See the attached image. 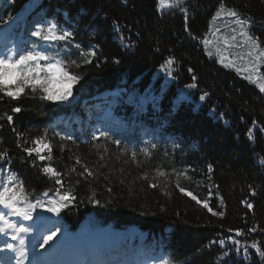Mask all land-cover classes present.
Instances as JSON below:
<instances>
[{
    "label": "trees",
    "instance_id": "16d2710c",
    "mask_svg": "<svg viewBox=\"0 0 264 264\" xmlns=\"http://www.w3.org/2000/svg\"><path fill=\"white\" fill-rule=\"evenodd\" d=\"M221 3L249 20L264 50V0H180L164 10L158 0H0L2 35L14 22L15 40L37 46L32 15L70 33L47 50L80 77L73 103L41 99L39 84L17 100L0 93V184L17 206L39 201L41 212L56 201L66 207L50 213L72 231L87 224L151 236L166 251L158 264H264L251 247L264 251V92L255 85L264 84V57L230 46L242 38L230 39L233 18L214 19ZM59 117L57 129L46 127ZM37 139L51 153L29 155Z\"/></svg>",
    "mask_w": 264,
    "mask_h": 264
},
{
    "label": "snow or ice",
    "instance_id": "6c2138e0",
    "mask_svg": "<svg viewBox=\"0 0 264 264\" xmlns=\"http://www.w3.org/2000/svg\"><path fill=\"white\" fill-rule=\"evenodd\" d=\"M180 3V0H158V10H164V9H170L173 7L178 6ZM227 16L230 18H233L234 23L236 27L232 28L231 31L233 35H231L230 39L233 42L237 41V36L241 37L242 40L238 43H235L233 47H243L245 45H249L251 48V51L248 52V56H252L253 52L256 53L255 60L259 61L262 57H264V50H260V42L258 38L253 37L249 31L247 30L246 26L250 25L249 20L246 19H240L239 13L234 10V9H226V6L221 3L219 6V10L216 12V18H220L221 16ZM56 25L51 24L47 28V35H42V32L44 29L37 30L33 32L32 34L34 36L40 37L41 39L44 40H64L66 39L70 33L64 32L62 35H57L56 34ZM237 28L239 31L237 32ZM219 31V29H217ZM206 44L208 43L207 40L204 41ZM225 43L227 44L228 41L225 40ZM9 52L11 54L8 55H0V93H3L4 96H7L11 98L12 100H17L21 94L24 92L26 87H30L32 93L37 92V84H39L40 91L44 93L40 98L48 101H67L69 98L72 96V90L71 87L73 84L77 83L80 79V77L76 75H70L68 72H64V82L66 84V87L62 89L58 93H52L49 91V89L46 87V83L42 82V78L40 76V72H50L57 66L63 67V62L60 59H57L55 57H50L46 55L42 51H34V50H29V51H24L21 53H17L14 49H9ZM87 55H95L94 52L88 53ZM243 59V57H241ZM41 61H44V64H41ZM90 62V61H86ZM222 64L224 63V59L222 58L220 61ZM173 63V60H168L167 64L170 66ZM225 67H229L230 64H224ZM247 71L248 69H244ZM255 70V68H253ZM239 71V69H238ZM169 75L171 73L169 72ZM249 80H252L251 76L246 77ZM46 80V78H45ZM12 81H18L15 85L14 88L9 87V82ZM254 82V81H253ZM188 87H195V85H188ZM259 89L261 92H264V84L259 85ZM203 99V97H201ZM13 112L19 113L21 109L19 107H14L12 109ZM7 121L9 123H12L13 117L11 115L5 114ZM2 118V117H0ZM36 147L26 149L29 155H32L33 152L40 153L44 149H46L49 153H51V146L47 143H45L41 139H37L36 141L33 142ZM135 154H133L134 156ZM3 157L0 156V159ZM46 157L44 155H40L39 159L44 160ZM47 159H51V156L49 155ZM79 163V161H77ZM45 173H51L52 176H58L59 173L51 166H47L44 169ZM211 171V169H209ZM87 171V169H86ZM89 175H91V172H88ZM160 176H164L165 173L159 172ZM147 179V177H144ZM11 179V178H9ZM56 183H61L60 180H57ZM155 187L156 185H152ZM179 186V185H178ZM10 189L5 186L2 191H0V204L4 206V208L10 209L11 213L17 216L22 217L24 220H30L32 218L31 213L32 211L39 205L40 207H44L42 204H40L39 201H37L36 204H29L26 208L24 207H18L17 206V197L15 193L12 195H8ZM180 191L186 195L190 196L193 200L196 201L197 204H201L202 202L196 198L190 191H186L184 188H180ZM47 195V193H45ZM70 199L69 194L61 195L60 196V201H67ZM50 207L45 208L46 211L48 212H53L56 214H59L60 210L62 207H66V204H57L56 201L51 202ZM202 206L205 208H208V211L212 213V215H217L218 213L213 211L211 208L208 207V202L205 200L202 203ZM249 208H251V205H248ZM5 213L0 212V221H4V224L13 230V239H17L18 235L20 233H27L29 231L28 228H25L23 225L17 227L15 224L9 223L7 220H5ZM219 215H223V213H219ZM0 231H3V229H0ZM250 231H255V229H250ZM55 232H52L51 234L45 236L43 238V243L47 244L53 236H55ZM236 236L242 235V232L237 230L236 231ZM20 243L21 245L24 244L23 238H20ZM220 245L223 247L224 246V241L221 240ZM234 243L239 244V241H234ZM9 248L12 246L9 245ZM43 247V245H41ZM253 249L256 250L257 253H259L262 257H264V251H261V248L257 243H253L251 245ZM21 257L25 256V253L23 249L20 251ZM227 255V253H225Z\"/></svg>",
    "mask_w": 264,
    "mask_h": 264
},
{
    "label": "rangeland",
    "instance_id": "374dc122",
    "mask_svg": "<svg viewBox=\"0 0 264 264\" xmlns=\"http://www.w3.org/2000/svg\"><path fill=\"white\" fill-rule=\"evenodd\" d=\"M253 53L255 54L253 56L254 61L258 62L257 60H255L256 53L255 52H253ZM47 73L50 76V81L49 82H50L51 90H53L52 93H58L62 89H64L66 87V84L64 82L65 78L62 75V73L59 71L58 67L54 68L53 70H51L50 72H47ZM253 80L256 81V76L255 75L253 76ZM255 85L259 88V83H257V81L255 82ZM0 207L3 208L2 206H0ZM20 220H21V225H23V222L28 221V220H24L20 216L14 215L13 216V222H9V223L17 224V223H20ZM35 225H37V224H34V229H35ZM29 232H31V231H29ZM55 233H56V236H53V238L47 244L43 243V238L45 236L51 234V232H49L44 237L39 238L40 239L39 243L41 245H43V247L40 246V248H38L39 255L37 257L41 256L47 249H54L56 247V245H57L56 241H58V238L60 236H62V235H59L57 232H55Z\"/></svg>",
    "mask_w": 264,
    "mask_h": 264
},
{
    "label": "bare ground",
    "instance_id": "6f19581e",
    "mask_svg": "<svg viewBox=\"0 0 264 264\" xmlns=\"http://www.w3.org/2000/svg\"><path fill=\"white\" fill-rule=\"evenodd\" d=\"M21 237H23V234L20 233L19 234ZM27 234L24 233V236H26ZM77 248H72V251H75ZM108 250V249H107ZM114 254V253H111ZM20 256V255H19ZM21 258V257H20ZM88 258L89 260L94 263V264H99L100 262H102L103 258H101L100 255H97L95 252H91L90 254H88ZM111 260V257H110ZM108 261V260H107Z\"/></svg>",
    "mask_w": 264,
    "mask_h": 264
}]
</instances>
